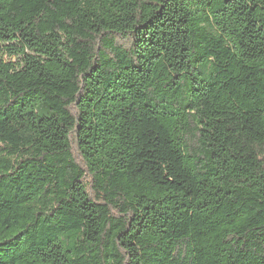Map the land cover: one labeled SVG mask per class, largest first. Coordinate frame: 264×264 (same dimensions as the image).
<instances>
[{
	"label": "trees",
	"instance_id": "obj_1",
	"mask_svg": "<svg viewBox=\"0 0 264 264\" xmlns=\"http://www.w3.org/2000/svg\"><path fill=\"white\" fill-rule=\"evenodd\" d=\"M0 264H264V0H0Z\"/></svg>",
	"mask_w": 264,
	"mask_h": 264
}]
</instances>
